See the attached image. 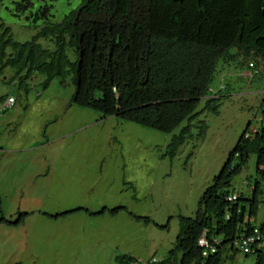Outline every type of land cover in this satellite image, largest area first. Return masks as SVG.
<instances>
[{
    "label": "rangeland",
    "instance_id": "1",
    "mask_svg": "<svg viewBox=\"0 0 264 264\" xmlns=\"http://www.w3.org/2000/svg\"><path fill=\"white\" fill-rule=\"evenodd\" d=\"M0 5V25L18 43L32 42L50 23H61L83 0H28ZM51 8L50 22L33 13ZM1 32V30H0ZM55 51L53 41L42 39ZM77 61L75 51H69ZM245 55L222 62L215 78L219 113L204 100L187 141L73 103L74 75L46 86L14 68L0 75V264H133L166 260L181 234V219H196L205 193L228 163L241 137L264 121V60L251 69ZM16 104L8 107L9 99ZM208 132L203 139L202 124ZM253 155L233 191L248 197L256 184ZM125 208L119 215L111 211ZM104 211L106 213L104 214ZM22 215L27 218L17 227ZM137 218H142L139 221ZM143 219H150L147 224ZM264 224V207L256 222ZM235 264H257L241 253Z\"/></svg>",
    "mask_w": 264,
    "mask_h": 264
},
{
    "label": "trees",
    "instance_id": "2",
    "mask_svg": "<svg viewBox=\"0 0 264 264\" xmlns=\"http://www.w3.org/2000/svg\"><path fill=\"white\" fill-rule=\"evenodd\" d=\"M5 1L0 0V5ZM26 1L16 2L19 12L30 11L32 4ZM30 18L35 23L50 22L51 8ZM0 30V75L7 68L25 74L26 80L43 74L48 78L46 86L74 75L73 103L105 118L169 135L189 122L174 142L175 152L188 134L194 136L191 129L204 100L210 111L219 113L221 99L214 98L211 89L220 64L245 55L247 63L255 61L261 69L259 59L264 60V0H83L63 22L48 24L32 42L18 43L5 23ZM42 39L53 41L56 50L46 49ZM69 51L76 52L77 61ZM202 125L206 139L208 127ZM261 126L252 134L249 128L241 137L205 193L197 218L181 219L182 231L168 258L149 264L237 262L242 253L239 243L259 227L253 220H258L264 206V122ZM253 155L258 179L252 184V195L239 194L237 201H230L237 193L234 183ZM122 211L127 209L110 213L117 216ZM26 218L22 215L15 225L19 227ZM205 233L221 241L208 256L200 244ZM255 256L257 264H264V249ZM132 261L125 256L122 264Z\"/></svg>",
    "mask_w": 264,
    "mask_h": 264
},
{
    "label": "built area",
    "instance_id": "3",
    "mask_svg": "<svg viewBox=\"0 0 264 264\" xmlns=\"http://www.w3.org/2000/svg\"><path fill=\"white\" fill-rule=\"evenodd\" d=\"M252 68H255V64L251 65ZM16 100L14 98H11L9 101L8 106L11 107L15 105ZM239 198L238 195L233 196L230 198L231 201H237ZM264 203V200H263ZM200 244L203 248H206L208 251L209 249L216 251V246L220 244V241L217 239L210 240L207 236V233L204 235V237L201 239ZM239 247L242 249V251L245 254H255L258 249H264V232L261 228H256L254 230V233L246 238H244L240 243ZM206 256H208V252L205 253Z\"/></svg>",
    "mask_w": 264,
    "mask_h": 264
},
{
    "label": "clouds",
    "instance_id": "4",
    "mask_svg": "<svg viewBox=\"0 0 264 264\" xmlns=\"http://www.w3.org/2000/svg\"><path fill=\"white\" fill-rule=\"evenodd\" d=\"M252 64H255V63H251L250 64V67H251V65ZM251 69H254V70H257V67H256V65H255V68H252L251 67ZM211 93H212V95H214V94H216V90L214 89V88H212L211 89ZM9 101H10V99H9ZM9 104V103H8ZM16 104V103H15ZM14 106V105H13ZM9 107V106H8ZM264 122V121H263ZM259 129H257V130H255V132H257ZM252 134V133H251ZM246 187L249 189V191L251 190V189H253V187H252V183L251 182H247L246 183ZM235 195H238L239 196V194L238 193H236V194H234L233 196H235ZM233 196H231L230 198H232ZM240 197V196H239ZM231 201V200H230ZM264 207V206H263ZM257 220H253V222L255 223ZM257 228H261L262 229V226H259V227H257ZM206 234V233H205ZM207 236H208V233H207ZM208 238H209V236H208ZM210 239V238H209ZM214 239H217V240H219L220 241V239H218V238H213L212 240H214ZM211 240V239H210ZM220 243H221V241H220ZM219 245V244H218ZM216 246V245H215ZM206 249V248H205ZM207 250V249H206ZM211 249H209V251H210ZM216 250V249H215ZM212 252H215L214 250H211ZM207 252H208V250H207ZM242 253H244L243 251H242ZM209 254V253H208ZM245 254V253H244ZM246 256L248 255V254H245ZM250 255H255V254H250ZM206 256V255H205ZM156 262H158V261H155L154 263H156Z\"/></svg>",
    "mask_w": 264,
    "mask_h": 264
}]
</instances>
